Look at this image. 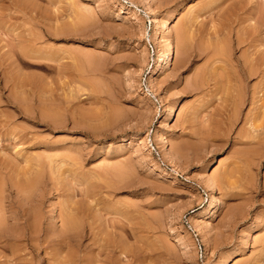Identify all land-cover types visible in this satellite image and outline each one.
<instances>
[{
	"label": "rangeland",
	"instance_id": "1",
	"mask_svg": "<svg viewBox=\"0 0 264 264\" xmlns=\"http://www.w3.org/2000/svg\"><path fill=\"white\" fill-rule=\"evenodd\" d=\"M263 128L264 0H0V264H264Z\"/></svg>",
	"mask_w": 264,
	"mask_h": 264
},
{
	"label": "bare ground",
	"instance_id": "2",
	"mask_svg": "<svg viewBox=\"0 0 264 264\" xmlns=\"http://www.w3.org/2000/svg\"><path fill=\"white\" fill-rule=\"evenodd\" d=\"M179 6V5H178ZM177 7V6H176ZM173 10H174V8H173ZM235 11V10H234ZM171 12H173V11H171ZM80 13V12H79ZM83 13V12H82ZM34 14V13H33ZM75 14V13H74ZM84 14V13H83ZM172 14V13H171ZM170 14V15H171ZM85 15V14H84ZM169 15V16H170ZM76 16V15H75ZM74 16V17H75ZM87 17V16H86ZM156 17V16H155ZM79 18H81V17H79ZM158 18H154L153 20H154V29H153V31H154V34H155V41H157L159 44H162L161 46H163V48L162 49H164L163 51V53H162V55H161V59L159 60V61H161V62H163V61H165V63H166V65H167V63L169 62V60L172 58V55H173V47H172V44H171V41H173V40H170V39H173V38H168L167 36H165V30H167L168 29V19H166L164 22H163V26L162 25H160V23L158 22V20H157ZM80 20V19H79ZM84 20V19H83ZM82 20V21H83ZM88 20H91V19H87V21ZM76 22V21H75ZM74 22V23H75ZM80 22V21H79ZM63 23V22H62ZM82 23V22H81ZM172 24V23H171ZM69 25V24H68ZM67 25V26H68ZM85 25V24H84ZM185 25V24H184ZM63 26H64V24H63ZM67 26H65V27H67ZM69 26H71V24L69 25ZM79 26V25H78ZM181 26V25H180ZM182 26H183V24H182ZM62 27V26H61ZM75 27V26H74ZM58 28V27H57ZM74 30V29H73ZM82 30V29H81ZM215 30V29H214ZM75 31V30H74ZM55 32V31H54ZM64 32V31H63ZM188 32V30L186 31V29L184 28V27H179L178 28V34H177V36H178V42H179V44L181 45V47H184V46H186L185 44L187 43V41H189V39L187 38V34L189 33H187ZM168 33V32H167ZM175 33V32H174ZM55 34V33H54ZM59 34H61L60 32H59ZM170 34V33H169ZM52 36V35H51ZM154 36V35H153ZM56 37V36H55ZM177 38V37H176ZM189 38H190V36H189ZM191 39V38H190ZM216 42V41H215ZM238 43H239V40H238ZM202 44V43H201ZM210 45V44H209ZM223 45V44H222ZM222 45H220L219 46V49H220V47L222 46ZM226 45V44H225ZM186 47H189V46H186ZM204 47V46H203ZM211 47H212V45H211ZM185 48V47H184ZM183 48V49H184ZM182 49V50H183ZM225 49V48H224ZM185 50V49H184ZM216 50V49H215ZM223 52V51H222ZM226 52V51H225ZM84 54V53H83ZM216 55H218L217 53H215ZM77 55V54H76ZM159 55V56H160ZM184 55V54H183ZM214 55V54H213ZM228 55V54H227ZM79 56V55H78ZM81 56V55H80ZM179 57V56H178ZM226 57V56H225ZM92 58V57H91ZM76 59V58H75ZM74 59V60H75ZM219 60V59H218ZM226 60V59H225ZM228 60V59H227ZM77 60H75V62H76ZM78 62V61H77ZM90 62V61H89ZM54 63V62H53ZM164 63V62H163ZM81 65H82V63H81ZM87 65V64H86ZM99 65V64H98ZM157 65H160V63L159 62H157ZM165 65V66H166ZM80 66V65H79ZM55 68V67H54ZM157 68V67H156ZM253 69V68H252ZM254 70H255V68H254ZM79 71V70H78ZM156 70H154L153 71V73L155 72ZM250 71V70H249ZM262 72V71H261ZM197 74V73H196ZM203 75V74H202ZM199 76V75H198ZM198 76H196V77H198ZM220 76V75H219ZM61 78V77H60ZM195 78V77H194ZM197 79V78H196ZM97 80V79H96ZM202 80V79H201ZM200 81V80H199ZM97 82V81H96ZM100 82V81H99ZM203 82V81H202ZM93 83H95V82H93ZM102 83V82H101ZM91 84V83H90ZM193 84V83H192ZM94 85V84H93ZM92 85V86H93ZM100 85V84H99ZM222 85V84H221ZM95 89V88H94ZM99 90V89H98ZM97 90V91H98ZM95 91V90H94ZM263 102V101H262ZM172 106H170V107H168V111H167V116H166V118H170L171 117V113H172ZM253 110V109H252ZM253 113V112H252ZM118 114V113H117ZM79 126V125H78ZM263 126V125H262ZM253 127V126H252ZM255 128V127H254ZM260 128V127H259ZM256 129V128H255ZM264 129V128H263ZM261 132V131H260ZM257 134V133H256ZM255 135V134H254ZM243 136V135H242ZM249 136H250V134H249ZM253 138V137H252ZM165 139V138H164ZM262 139V138H261ZM167 145L168 144H166V142H165V140L163 141L162 140V144H161V146L163 147V149L164 148H166L167 147ZM170 147H169V151H170ZM42 155H44V154H42ZM74 155V154H73ZM45 157V156H44ZM73 157V156H72ZM39 158V157H38ZM37 158V159H38ZM46 162H47V160H46ZM43 164V163H42ZM38 165H39V163H38ZM43 166V165H42ZM60 166V165H59ZM40 169V168H39ZM127 169V168H126ZM42 170V169H41ZM39 171V170H38ZM28 172V171H27ZM35 174V173H34ZM124 176V175H123ZM27 178V177H26ZM248 178V177H247ZM19 180V179H18ZM248 180V179H247ZM250 180V179H249ZM13 181V180H12ZM13 183V182H12ZM26 183V182H25ZM206 183H207V185H208V188H209V199H207V201H208V204H207V206L202 210V211H199L198 213H197V215H199L200 216V218H202L201 220L199 219L198 220V223H199V226H198V230L200 231V232H203V229H202V227H203V225H201L200 223L203 221V219L206 217V218H209L213 213H214V211H216L215 210V206H216V199H215V196H214V187H213V185L214 184H212V182H211V180L208 178L207 179V181H206ZM17 184H19V183H17ZM16 185V184H15ZM28 185V184H27ZM35 185V184H34ZM26 186V185H25ZM24 188V187H23ZM23 190V189H22ZM24 190H26V189H24ZM32 190V189H31ZM25 211V210H24ZM32 211V210H31ZM27 212V211H26ZM72 212H73V210H72ZM22 213V212H21ZM27 216V215H26ZM213 216V215H212ZM30 217V216H29ZM67 217H69V216H67ZM14 218H16V215H15V217ZM31 218V217H30ZM32 218H33V216H32ZM66 218V217H65ZM17 219V218H16ZM19 219V218H18ZM34 219H35V217H34ZM72 219V218H71ZM68 220V222H69V219H67ZM24 221V220H23ZM30 221V220H29ZM33 221H35V220H33ZM33 221H31V222H33ZM28 222V221H27ZM30 222V223H31ZM64 222V221H63ZM76 222V221H75ZM204 222H205V220H204ZM203 222V223H204ZM41 223V222H40ZM74 223V222H73ZM202 223V224H203ZM38 224V223H37ZM37 224L35 225V222H33L32 224H30L29 225V222H28V225L26 226L27 227V231H26V233L24 232V233H17V231H16V233H15V231H10V230H12V229H8L7 227H6V230L8 229L9 230V232H7V233H4L3 235H0L1 237H4V238H21V237H25V238H36V234H35V236H34V233L38 230V228L40 227H38L37 228V230H36V226H37ZM71 224V223H70ZM23 225V224H22ZM26 225V224H25ZM64 225H68V224H64ZM76 225V224H75ZM66 226H64L65 228H67ZM72 226V225H71ZM74 226V225H73ZM208 226V225H207ZM26 227H24V229L26 228ZM60 227V226H59ZM70 227V226H69ZM1 228V227H0ZM65 228L63 229V231H62V234H63V232L64 233H66L67 231V229L65 230ZM74 228H76V227H74ZM7 230V231H8ZM69 230H71V229H69ZM5 231V230H4ZM39 231V230H38ZM37 231V232H38ZM6 232V231H5ZM1 233V232H0ZM2 234V233H1ZM38 234V233H37ZM66 235V234H65ZM34 236V237H33ZM203 236V235H202ZM37 237H38V235H37ZM68 237V236H67ZM81 238V237H80Z\"/></svg>",
	"mask_w": 264,
	"mask_h": 264
},
{
	"label": "built area",
	"instance_id": "3",
	"mask_svg": "<svg viewBox=\"0 0 264 264\" xmlns=\"http://www.w3.org/2000/svg\"><path fill=\"white\" fill-rule=\"evenodd\" d=\"M187 224H188L187 228L190 231L192 237L194 238L196 252L198 253L199 258L202 259L203 258V254H204V251L202 249L203 248V242H202V239H201L202 237H201V235L198 233L197 229L193 225L189 224L188 222H187Z\"/></svg>",
	"mask_w": 264,
	"mask_h": 264
}]
</instances>
